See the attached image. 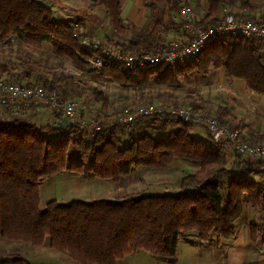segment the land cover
Returning a JSON list of instances; mask_svg holds the SVG:
<instances>
[{"label": "trees", "instance_id": "16d2710c", "mask_svg": "<svg viewBox=\"0 0 264 264\" xmlns=\"http://www.w3.org/2000/svg\"><path fill=\"white\" fill-rule=\"evenodd\" d=\"M89 1L92 7L105 9L117 36L126 35L129 28L121 14L120 0ZM149 2L153 8L166 4L178 10L182 0ZM239 5L244 12L249 10L247 16H253V6L246 0H208L202 23L212 24L223 8ZM73 24L59 20L39 0H0V44L10 36L34 49L49 43L60 61L69 58L83 73H99L138 88L154 77L163 84L178 85L186 76L207 75L214 68L224 67L230 78L244 79L250 91L264 95V49L254 39L217 40L191 62L125 72L112 63L102 69L91 67V58L99 52L82 46L74 36ZM162 25L158 21L150 29L136 33L128 43L115 45L124 51L163 47ZM19 63L24 68L21 77L26 83H37L31 78L37 63L27 58L20 59ZM8 71L11 76L12 69ZM39 84L55 93L60 101H81L70 97L71 89L59 88L54 81ZM92 94L104 105L108 101L101 89H93ZM228 112L227 107L220 108L217 115L225 121ZM61 118L58 115L57 120L45 124L18 119L0 121L1 237L34 246L43 245L49 239L52 248L80 264H117L118 260L140 250L161 261H169L176 258L179 237L184 232H194L197 243L213 235L229 240L236 234L235 222L244 215L247 203L256 209L264 208V183L256 178L264 173V160L250 162L234 151L235 163L244 164L243 173L235 172L233 166H226L227 156L222 149L231 147L230 144L212 138L207 142L194 136L191 133L194 123L177 119L179 127L161 137L131 131L126 138L124 126L118 122L90 130L69 121L65 126H58ZM147 118L156 124L161 118L167 123L174 117L153 113L138 120ZM177 157L199 162L197 171L182 177L177 193L134 192L116 200L70 203L52 200L45 209L40 207V181L46 177L73 171L84 178L118 182L140 167H167ZM261 235H264V226L252 223L251 240L257 242ZM0 264L32 263L14 254L0 259Z\"/></svg>", "mask_w": 264, "mask_h": 264}, {"label": "rangeland", "instance_id": "374dc122", "mask_svg": "<svg viewBox=\"0 0 264 264\" xmlns=\"http://www.w3.org/2000/svg\"><path fill=\"white\" fill-rule=\"evenodd\" d=\"M52 2V9H61L67 12L66 15L71 16L72 20L81 26V30H83V32L90 34L93 38L100 40L103 39L109 44L113 43V40H109V36L114 37L116 40H120L121 43H128L136 33L142 30L150 29L158 21L163 24L160 41L166 44L170 38H173L172 33L177 29L173 24V17L177 16L176 18L180 19V9L177 10L169 5L160 4L163 5V7L159 9V11L158 7H155L154 9L152 8L150 10V13L154 15L158 12V19H155L152 25L146 28L127 25L129 28L128 32L125 36H120L119 38V36H117L113 31L110 21L106 22L103 19V16L105 18L106 12L102 6L95 7L94 9V7H92V3L89 0H56ZM184 3L189 4L185 0H182L181 5ZM66 4L72 6L74 11H70L69 6ZM258 6L263 10L254 12L251 10L254 14V17H252L257 20H264V6ZM236 11L243 13L244 15H248L249 12V10L246 12L240 10ZM238 12L235 13L239 14ZM167 13L170 17L167 15ZM55 15L57 17L67 18L64 16H59L58 12H55ZM97 15H99L100 19H96ZM195 15L199 22H203L204 18L206 17V15L202 17L198 16L196 11ZM164 17H167L165 18V20H167L166 23L164 22ZM7 40H9L7 43L4 41L2 44H0V77L11 81L23 82L26 79L21 77V72L24 70V68L20 65L19 60L22 58H27L33 62H36L38 67H36L33 75H31V78L34 82L44 83L54 81L59 88L71 89L73 91L72 95L70 96L71 98L74 97L80 99V102H87L88 104L91 103L96 107L97 112L95 119L102 125L117 121L119 113L124 108H144L146 106L151 107L163 105V107L166 108L180 107L190 109L192 111L198 110L204 115L218 117L217 114H214L210 110L206 109V107L211 105L213 100L217 101L220 100V98H228L231 92L229 91L230 88L228 81L223 79L224 77L220 73V69L224 67L214 68L207 75L194 73L192 75L186 76L178 85H172L168 83L163 84L154 77L151 78L147 84L138 88L132 83H121L112 77L105 78L99 73H83L69 58H65L64 60L60 61L59 57H56L53 54V49L52 51L51 49L46 48L34 49L17 40V37L12 36H10ZM9 69H12L13 71L11 76L8 72ZM95 88L103 90L108 96V101L105 103V105L103 101L95 98V96L92 94V91ZM36 106L38 105H31L30 107L33 109ZM30 107L27 109L30 110ZM38 107L51 109L45 106ZM225 107L226 106L222 108ZM27 109L16 110L13 108H1L0 111L4 112L3 117L0 118V121L13 120V117H16V115L13 113H18L19 116L17 117L20 118L18 120L21 121H31L37 124H45L47 123V120H49L46 118L44 122H37V120H26V117L22 118V116H24V114L28 111ZM166 112L163 111L161 113ZM173 117L175 119H180L175 116ZM67 121L69 120L66 118V122ZM151 122L152 118L141 120L136 119L131 126H124L122 131L125 134H128L131 131L136 134L147 132L155 137H161L164 134L177 129L175 125H172L174 124L172 121L164 123V118L158 120L156 124L152 122L153 125L150 124ZM220 122L225 123L230 129L243 134L244 139H246L244 132L240 128L230 126L226 119L225 121L220 120ZM210 138L212 137L210 136ZM247 141L250 140L248 139ZM225 142H228L231 146L229 148H222L224 154L227 156L226 166H233L235 172L239 174L243 173V162L235 163L234 149L231 145L232 143L229 141ZM250 142L264 144L263 141ZM198 169V161L181 157L175 158L173 163L167 167H140L136 171L137 173L134 174V177H136L138 173L139 175H142V183L141 181L139 182L140 177L135 180L133 185L136 187V190L134 192H138L139 194L147 193L148 191L177 193L180 191L182 177L189 173H193ZM256 178L262 180L264 183V173L256 176ZM51 180V178L46 177L40 181V192L42 194L40 199V207L42 209H45L47 203L52 201V197H55V188H57V186H54L52 183L50 184ZM71 180L72 179L69 178L70 184L74 183L80 188L84 187L81 182H73ZM84 184H86L85 189L89 190L90 186L88 187L87 183ZM139 188H141L143 191H139ZM134 192L127 194L125 193L124 196L133 194ZM74 195H76V193L72 195L74 198H76ZM85 198H89V196ZM64 199L65 203H70L72 201V197L68 196L67 194H65ZM244 213L245 218L250 220L256 218L257 222L264 226V208L256 209L247 203L245 205ZM243 218L244 217L241 219L239 218L236 223L240 220H243ZM14 254L27 258L32 264H80L79 262L74 261L68 254L62 253L52 248L49 239H47L43 245L34 246L22 240L9 239L0 236V259L10 257ZM259 257L260 256L258 255L254 257L253 264H264V259L261 258L262 260H260Z\"/></svg>", "mask_w": 264, "mask_h": 264}, {"label": "crops", "instance_id": "0c3cea01", "mask_svg": "<svg viewBox=\"0 0 264 264\" xmlns=\"http://www.w3.org/2000/svg\"><path fill=\"white\" fill-rule=\"evenodd\" d=\"M39 1L47 5L54 12V14L55 12H58L59 16L67 17L62 18L55 15L59 20L71 21L81 27L79 24L74 22V20H72L71 16L66 15L67 12H65L64 10L52 9V1L56 0ZM185 1L189 3V5L194 7L198 16L202 17L206 15L208 0ZM246 1H248L253 6V12L263 10L258 5L264 6V0ZM120 3L122 7L121 14L125 25L146 28L152 25L155 19H158V12L155 15L150 13V10L153 7L151 6L149 0H120ZM68 6L70 11H74L72 6ZM157 7L159 11V9L163 7V5ZM231 10L233 12H238L236 10L244 12V9L240 5L231 8ZM167 15L169 16L168 13ZM176 17L177 16L173 17V24L177 29L173 31L172 39L184 37L185 34V31L180 26V19ZM165 18L167 17H164V22L166 23L167 20H165ZM96 19H100L99 15H97ZM103 19L106 22L110 21L107 14L105 15V18L103 16ZM109 40H113V44H116L118 46L122 44L120 40H116L114 37L109 36ZM7 41L9 40H6L5 43H7ZM103 41L107 43V41ZM43 48L51 49V51L53 49L52 45L49 43H44L42 49ZM220 71L221 75H223L224 77L223 79H226L228 81V85L230 88L229 91H231L230 95L228 96V98L225 97V99L220 98V100L217 101L213 100L212 104L206 107V109L217 114L218 109L226 106L229 109V112L226 116V121L230 126L240 128L244 132L245 138L247 140L249 139L250 141L254 142H264V95H260L253 91H250L244 79L228 77L225 68H221ZM3 112L4 111H0V118L3 117ZM13 114L16 115V117H13V119H20L19 117H17L19 116L18 113ZM58 115L62 116V121L64 116L60 111L36 106L33 109L32 107H30V110H28L24 114V116H22V118L26 117V120H37V122H44V120L47 118L49 119L47 120V122H53L57 120ZM169 121H172L174 123L172 125H175L176 128L179 127L177 119L172 118ZM191 133L194 136L204 139L207 142L210 141V136L207 130L201 126L195 125L194 127H192ZM127 135L128 134L124 133V137L127 138ZM137 170L138 169H136L129 176L122 178L118 182H114L113 180L109 179H99L94 177L84 178L73 171H64L61 174L49 177L52 179L50 184L52 183L54 186H57V188H55V197H52V200L64 202L65 194L72 197V201H95L103 199L116 200L121 196H124L125 193H131L136 190V187L133 185V183L136 179H138V177H140L139 182L141 181L142 183V175H139L138 173L137 176L134 177V174L137 173ZM69 178H71V181L73 182H81L84 187L80 188L74 183L70 184ZM84 183H87L88 187L90 186L89 190L85 189L86 184ZM139 191L142 192L143 190L139 188ZM160 192L162 191H148L147 193ZM75 193L76 195L74 196H76V198L72 196ZM41 195L42 194L40 192V199ZM88 196L90 199L85 198ZM242 217H244L243 220H240L237 223L235 222L236 234L232 239H219L216 235H213L209 240L203 241L202 243H197L195 240L197 235L194 232H184L179 237L177 256L173 260L161 261L151 255L149 252L140 250L138 252L127 255L123 259L118 260L117 264H253V259L257 255L260 256V260L264 259V235H261L257 242L252 241L251 224L258 222L256 218H253L251 220L245 218V213Z\"/></svg>", "mask_w": 264, "mask_h": 264}, {"label": "built area", "instance_id": "2783aa9c", "mask_svg": "<svg viewBox=\"0 0 264 264\" xmlns=\"http://www.w3.org/2000/svg\"><path fill=\"white\" fill-rule=\"evenodd\" d=\"M230 7L222 9L214 23H202L196 19L195 11L189 4L180 8V26L185 31L184 37L170 40L160 48L143 51H124L116 45L105 43L83 32L74 25V36L84 48L99 52L90 60L91 67L102 69L107 63L117 64L125 72L145 71L160 64L178 66L191 62L209 45L226 38L245 37L255 39L264 49V20H257L242 13H235ZM90 103V102H89ZM31 105L45 106L60 111L69 122H76L82 128L100 130L104 125L96 119V107L91 103L79 100L60 101L59 97L39 83L11 81L0 78V109H27ZM167 111V114L178 117L207 129L212 139L229 141L234 151L250 162L264 160V144L253 143L244 139L243 134L230 129L216 116L204 115L180 107L151 106L144 108H124L115 122L131 126L136 119L153 113Z\"/></svg>", "mask_w": 264, "mask_h": 264}, {"label": "water", "instance_id": "95a60500", "mask_svg": "<svg viewBox=\"0 0 264 264\" xmlns=\"http://www.w3.org/2000/svg\"><path fill=\"white\" fill-rule=\"evenodd\" d=\"M66 125V118L64 117L61 122H59L58 126H65Z\"/></svg>", "mask_w": 264, "mask_h": 264}]
</instances>
